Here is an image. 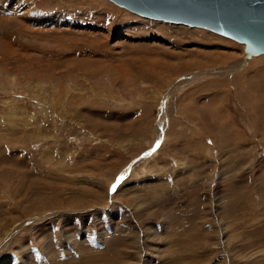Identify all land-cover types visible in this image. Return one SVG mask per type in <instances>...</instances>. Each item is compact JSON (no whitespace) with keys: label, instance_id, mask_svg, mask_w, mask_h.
<instances>
[{"label":"rangeland","instance_id":"obj_1","mask_svg":"<svg viewBox=\"0 0 264 264\" xmlns=\"http://www.w3.org/2000/svg\"><path fill=\"white\" fill-rule=\"evenodd\" d=\"M244 48L111 0H0V264H264Z\"/></svg>","mask_w":264,"mask_h":264},{"label":"water","instance_id":"obj_2","mask_svg":"<svg viewBox=\"0 0 264 264\" xmlns=\"http://www.w3.org/2000/svg\"><path fill=\"white\" fill-rule=\"evenodd\" d=\"M140 15L201 26L264 52V0H112Z\"/></svg>","mask_w":264,"mask_h":264},{"label":"bare ground","instance_id":"obj_3","mask_svg":"<svg viewBox=\"0 0 264 264\" xmlns=\"http://www.w3.org/2000/svg\"><path fill=\"white\" fill-rule=\"evenodd\" d=\"M112 1V0H111ZM114 2V1H113ZM114 3H116V2H114ZM117 4V3H116ZM117 5H119V4H117ZM119 6H121V5H119ZM122 7H124V8H126L125 6H122ZM126 9H128V8H126ZM129 10V9H128ZM129 11H131V10H129ZM135 13V12H134ZM136 14H138V13H136ZM138 15H140V14H138ZM140 16H143V15H140ZM143 17H146V16H143ZM147 18H150V17H147ZM150 19H154V18H150ZM155 20H160V19H155ZM160 21H168V20H160ZM168 22H173V21H168ZM174 23H179V22H174ZM179 24H185V23H179ZM186 25H188V26H192V27H200V28H205V27H201V26H193V25H189V24H186ZM205 29H208V28H205ZM208 30H210V29H208ZM210 31H213V30H210ZM214 32V31H213ZM216 33V32H215ZM218 34H220V33H218ZM220 35H223V34H220ZM223 36H225V35H223ZM225 37H228V36H225ZM229 38H231V37H229ZM231 39H233V38H231ZM235 40V39H234ZM236 41H238V40H236ZM241 43H243V42H241ZM244 44V43H243ZM264 52H261V53H259V54H254L255 56L256 55H260V54H263ZM254 55H252V56H254ZM251 56V57H252ZM250 58V57H249Z\"/></svg>","mask_w":264,"mask_h":264},{"label":"snow or ice","instance_id":"obj_4","mask_svg":"<svg viewBox=\"0 0 264 264\" xmlns=\"http://www.w3.org/2000/svg\"><path fill=\"white\" fill-rule=\"evenodd\" d=\"M113 190H115V186H113Z\"/></svg>","mask_w":264,"mask_h":264}]
</instances>
